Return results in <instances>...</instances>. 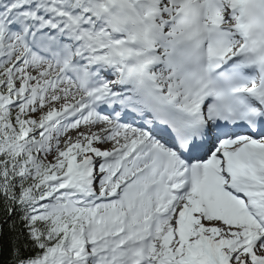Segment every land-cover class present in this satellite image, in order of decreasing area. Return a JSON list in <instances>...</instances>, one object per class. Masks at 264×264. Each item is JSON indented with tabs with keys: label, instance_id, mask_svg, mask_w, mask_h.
I'll return each mask as SVG.
<instances>
[{
	"label": "snow or ice",
	"instance_id": "6c2138e0",
	"mask_svg": "<svg viewBox=\"0 0 264 264\" xmlns=\"http://www.w3.org/2000/svg\"><path fill=\"white\" fill-rule=\"evenodd\" d=\"M0 264H264V0H0Z\"/></svg>",
	"mask_w": 264,
	"mask_h": 264
},
{
	"label": "trees",
	"instance_id": "16d2710c",
	"mask_svg": "<svg viewBox=\"0 0 264 264\" xmlns=\"http://www.w3.org/2000/svg\"><path fill=\"white\" fill-rule=\"evenodd\" d=\"M0 219H2V214H0Z\"/></svg>",
	"mask_w": 264,
	"mask_h": 264
}]
</instances>
